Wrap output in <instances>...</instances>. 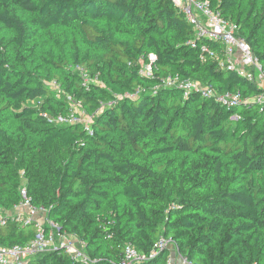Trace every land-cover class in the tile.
Wrapping results in <instances>:
<instances>
[{"label":"trees","instance_id":"trees-1","mask_svg":"<svg viewBox=\"0 0 264 264\" xmlns=\"http://www.w3.org/2000/svg\"><path fill=\"white\" fill-rule=\"evenodd\" d=\"M207 1L264 73V0ZM167 77L215 95L184 97ZM226 93L240 103L223 107ZM259 94L172 0H0V216L24 188L88 258L24 264H120L127 245L148 256L137 264H167V249L149 257L160 238L188 264H264ZM72 104L89 125L55 123ZM36 231L6 217L0 246Z\"/></svg>","mask_w":264,"mask_h":264},{"label":"built area","instance_id":"built-area-1","mask_svg":"<svg viewBox=\"0 0 264 264\" xmlns=\"http://www.w3.org/2000/svg\"><path fill=\"white\" fill-rule=\"evenodd\" d=\"M174 5L184 15L186 21L192 27L194 36L197 40H209L220 42L224 47L225 64L229 69H235L239 75L246 76L250 81L259 79L260 94L257 102L264 108V73L254 58L249 45L238 37V27L229 23L220 17V15L210 8L207 0H172ZM206 51V47H202ZM144 74L149 75V71L143 70ZM95 81V80H94ZM164 86L168 88H180L184 92V97L195 92L204 97L214 96L215 93L210 86L201 85L192 81L180 82L177 78L167 77ZM218 102L226 108H232L240 103L239 94L226 93L218 96ZM74 104L70 106L66 117H58L55 123L67 125L80 123L77 115L74 114ZM236 119V118H234ZM21 201L12 211H18V217H7L22 226L36 225L37 231L35 237L25 245H14L11 247L0 246V264H24L29 258L38 254L63 250L72 259L85 262L88 260L85 254V245L75 237L61 234L59 227L46 217V225L40 226L37 223L39 212L32 207L26 197L25 189L20 190ZM10 211V212H12ZM6 222V217L0 216V224ZM171 241L160 238L151 250L149 257L158 255L167 249ZM148 259L143 253H140L132 246L127 245L124 248L123 257L120 264H137ZM185 264H188L183 259Z\"/></svg>","mask_w":264,"mask_h":264},{"label":"rangeland","instance_id":"rangeland-1","mask_svg":"<svg viewBox=\"0 0 264 264\" xmlns=\"http://www.w3.org/2000/svg\"><path fill=\"white\" fill-rule=\"evenodd\" d=\"M144 70L146 71H149V68L148 67H144ZM258 84L260 85V81L259 79L257 80ZM55 96L60 99L61 98V95L57 92L55 94ZM74 109L75 111L78 113V119L80 121V123L82 124H85V125H89L90 122H91V119L89 117H87L81 110H79L76 106H74ZM1 215L5 216V217H18L19 216V213L18 211H12V212H1ZM46 217H47V214L46 212H39L38 214V217H37V223L38 225L40 226H45L46 225ZM169 245H172L171 247V250L173 252V258H178L179 255H178V252H177V248L172 244L170 243ZM171 258L167 260V264H173L174 263V259Z\"/></svg>","mask_w":264,"mask_h":264},{"label":"crops","instance_id":"crops-1","mask_svg":"<svg viewBox=\"0 0 264 264\" xmlns=\"http://www.w3.org/2000/svg\"><path fill=\"white\" fill-rule=\"evenodd\" d=\"M171 247L172 245H169L167 250H168V256H169V259L173 258V252L171 250ZM174 259V263L173 264H185L183 262V258L182 257H178V258H173Z\"/></svg>","mask_w":264,"mask_h":264}]
</instances>
